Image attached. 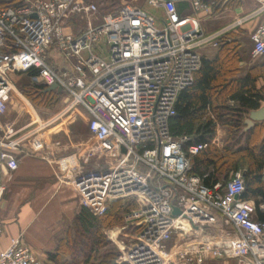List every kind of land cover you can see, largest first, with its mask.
I'll return each instance as SVG.
<instances>
[{"label":"built area","instance_id":"obj_1","mask_svg":"<svg viewBox=\"0 0 264 264\" xmlns=\"http://www.w3.org/2000/svg\"><path fill=\"white\" fill-rule=\"evenodd\" d=\"M23 1L0 8V166L7 170L0 179V202L8 172L17 168L14 153L7 150L25 141L41 150L45 141L38 130L82 106L89 115V137L72 154L80 163L60 168L80 205L95 215L104 214L111 202L134 201L123 214V228L137 231L115 262L204 264L224 258L264 264V219H258L252 200L242 198V172L204 185L189 172L190 156L208 143H190L191 136L169 132L177 96L193 84L201 66L200 49L216 47L228 29L204 33L195 16L179 15L176 0H145L161 15L124 1L96 24L90 19L98 12L94 2ZM254 1L249 16L262 18L250 34L251 56L258 57L264 54V0ZM190 5L200 12L215 2L190 0ZM74 17H86L87 24L77 33L66 32L65 23ZM52 47L64 65L49 62ZM32 68L37 73L31 80L45 87L55 83L65 102L42 124L32 120L31 126L15 129L2 120L15 92L9 76ZM90 161L94 167L87 168ZM258 208L264 210V204ZM0 264L47 263L16 236L0 250Z\"/></svg>","mask_w":264,"mask_h":264},{"label":"trees","instance_id":"obj_2","mask_svg":"<svg viewBox=\"0 0 264 264\" xmlns=\"http://www.w3.org/2000/svg\"><path fill=\"white\" fill-rule=\"evenodd\" d=\"M23 4V0H0V8ZM97 4L103 14L116 13L121 0H97ZM240 47V39L228 34L218 40L213 57L202 55L193 84L177 96L174 105L176 114L169 120V132L173 136H191L190 143H208L206 148L190 156L189 172L200 176L204 185L212 186L217 181H225L231 172L241 169L244 180L242 198L254 202L256 215L263 220L264 210H260L258 205L264 204V129L262 125H254L242 131V127L249 110L260 107L264 89H256L254 72L239 77ZM36 73L34 68L27 72L29 76ZM23 94L43 108L56 106L63 95L56 89L48 90L34 80L24 86ZM216 123L226 129L222 152L211 143ZM134 206L132 199L117 200L111 202L102 215H95L81 206L57 251L69 253L71 264H112L119 252L108 247L110 243L104 230L121 224L122 214ZM136 231L137 227L129 226L125 232ZM54 255L56 253L49 254Z\"/></svg>","mask_w":264,"mask_h":264},{"label":"crops","instance_id":"obj_3","mask_svg":"<svg viewBox=\"0 0 264 264\" xmlns=\"http://www.w3.org/2000/svg\"><path fill=\"white\" fill-rule=\"evenodd\" d=\"M83 1L89 2L88 0ZM213 1L215 2L213 7L200 12L192 10L190 0H176V7L180 16H195L204 33L228 29L224 36L234 34L236 39H240L242 59L239 63V77L254 72L256 74L255 87L256 89L263 87V90L264 54L258 57L251 56L250 34L262 18L260 15L249 16L256 8V2L254 0H221L220 3H217L216 0ZM145 3L141 6L144 7ZM149 10L161 15V9ZM76 20L75 17L68 19L64 30L77 33ZM216 51L217 46H205L200 49L201 54L207 57H213ZM49 62L52 65H64L66 61L52 47L49 50ZM21 76H24L27 83L31 80L27 73L11 74L9 77L14 89L15 77L20 78ZM13 96L9 100L2 120L12 122L15 129L31 126L33 115H38L36 109L26 98H13ZM64 102L65 98H61L58 105H63ZM260 107H264V99L261 101ZM45 109L48 111V108ZM250 111L252 110H249L243 120L242 131L248 129L245 120L249 117ZM208 113L212 118L214 117L210 110ZM65 117L64 120L62 119L48 129L50 139L44 142L41 150L34 151L28 141L20 143V146L15 150H7L14 153L17 159V168L8 172L9 182L0 202V226L3 227L0 234V250L8 246L11 237L20 236L33 253L47 264H71L70 254L65 251H57V247L67 230L72 226L81 208L78 195L69 182L62 177L60 166L70 163V167H76L80 163V161L73 160L72 154L89 137L87 130L89 115L82 106H77ZM21 120H24V124L15 127V124L20 123ZM254 125H262L264 129L263 120L253 121L252 126ZM215 132L211 143L222 152L226 129L223 125L216 123ZM60 136L71 139H68L69 143L55 146L54 142ZM2 150L3 148L0 146V152ZM86 167H94L93 162L90 161ZM236 171H241V169ZM6 174L7 170L0 166V179H3ZM262 178L264 181V176ZM120 230H123L121 237L116 236L112 240L119 249L126 242L131 243L135 233L125 232L127 228L123 227H118L114 232L119 233ZM55 253L54 257L49 256V254ZM232 260L215 258L206 263L222 261L223 264H226Z\"/></svg>","mask_w":264,"mask_h":264},{"label":"rangeland","instance_id":"obj_4","mask_svg":"<svg viewBox=\"0 0 264 264\" xmlns=\"http://www.w3.org/2000/svg\"><path fill=\"white\" fill-rule=\"evenodd\" d=\"M89 2H94L96 5H97V9H98V12L96 14H93V16L90 17L91 21L93 23H98L99 20H101L102 16H103V12H101L99 10V5L97 4V0H88ZM124 1H128L130 3H133L135 5H138V6H141L142 4H144L145 0H121V4L124 2ZM143 6V5H142ZM144 8L145 9H150L151 7L148 6L146 3L144 5ZM76 29L79 30L81 28H84L85 25L87 24V18L86 17H76ZM11 76V75H10ZM15 89L16 91L13 92V98H26L30 104L36 109L37 111V114L38 115H33V118L32 120H35L37 121V123L39 124H42L44 121H46L47 119L51 118L53 115H55L58 111H60V109L62 108V105H56L54 107H51V108H48V111H46L45 108L43 107H39L38 105H35L31 99L27 98L24 94H23V88L25 85L29 84V82L27 83L25 80H24V76H21L20 78L18 77H15ZM66 117H63L59 120H57L56 122H54L53 124L45 127V128H42L40 130H38V134H42V137L44 139V141H49V131L48 129L52 126H54L55 124L59 123L62 119L64 120ZM20 123H16L15 124V127H18L22 124H24V120H21L19 121ZM34 126V125H33ZM32 126V127H33ZM30 127V128H32ZM57 140H55V146H60V145H64L66 143H69L70 140L68 139H71V138H67L66 136L65 137H57L56 138ZM81 140V139H79ZM124 214V213H123ZM123 214L121 216V224L119 225H114L108 229H105L104 230V234H105V237H106V240L109 241L110 245L108 247H111V248H116V250H118V254H121L122 252L120 251L119 247H117V245L114 243V240L116 236H119L121 237V234L123 233V230H120L119 233H115L114 231H116V229L118 227H123L125 225L124 223V219H123ZM124 224V225H123ZM111 238V239H110ZM125 245H128V242L125 243ZM206 264H223L222 261H214V262H209V263H206ZM226 264H237V261L236 260H232V261H228Z\"/></svg>","mask_w":264,"mask_h":264},{"label":"water","instance_id":"obj_5","mask_svg":"<svg viewBox=\"0 0 264 264\" xmlns=\"http://www.w3.org/2000/svg\"><path fill=\"white\" fill-rule=\"evenodd\" d=\"M56 88V84H51L47 87L48 90H52ZM58 91H60V88H57ZM256 120H263L264 121V107H260L259 109L252 110L249 113V117L245 120L246 128H249L252 126L253 121ZM180 213L179 209L174 207L173 209V215H178ZM115 263V260L112 261V264Z\"/></svg>","mask_w":264,"mask_h":264}]
</instances>
